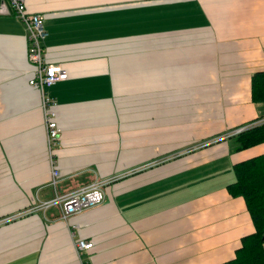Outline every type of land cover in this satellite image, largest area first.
Wrapping results in <instances>:
<instances>
[{
	"label": "crops",
	"instance_id": "obj_1",
	"mask_svg": "<svg viewBox=\"0 0 264 264\" xmlns=\"http://www.w3.org/2000/svg\"><path fill=\"white\" fill-rule=\"evenodd\" d=\"M69 76L45 91L63 127L59 192L115 177L65 220L17 215L55 194L24 22L0 13V264H220L255 230L228 184L264 152L224 136L264 121V0H27ZM15 216L14 218H9ZM76 225V226H74ZM77 238L94 242L79 254Z\"/></svg>",
	"mask_w": 264,
	"mask_h": 264
},
{
	"label": "built area",
	"instance_id": "obj_2",
	"mask_svg": "<svg viewBox=\"0 0 264 264\" xmlns=\"http://www.w3.org/2000/svg\"><path fill=\"white\" fill-rule=\"evenodd\" d=\"M0 13H14L25 24L28 36V55L34 67V75L30 83L38 87L42 93V107L44 111L47 140L50 148L51 159V181L55 188V194L47 199L39 200L37 203L24 209L17 215L34 212L39 209H47L54 205L61 208V216L65 220L76 213L102 203L106 197L105 186L114 179L96 178L91 183L67 192H59L58 183L61 177V170L58 160L53 156V145L58 143L62 135L63 127L58 120L56 100L45 91V86L52 85L69 76L68 70L58 61H49L46 56V46L43 41L48 34L43 15L29 9L27 0H0ZM243 125L224 135H232L247 128ZM15 216L8 217L14 218ZM76 226V225H74ZM94 242L85 238H77L75 247L79 254L91 249Z\"/></svg>",
	"mask_w": 264,
	"mask_h": 264
},
{
	"label": "trees",
	"instance_id": "obj_3",
	"mask_svg": "<svg viewBox=\"0 0 264 264\" xmlns=\"http://www.w3.org/2000/svg\"><path fill=\"white\" fill-rule=\"evenodd\" d=\"M252 98L264 100V69L252 76ZM232 136H235L237 149L263 142L264 121L251 122ZM234 170L236 180L229 183L228 188L232 194L245 197L255 230L242 237L234 257L220 264H264V152L236 162Z\"/></svg>",
	"mask_w": 264,
	"mask_h": 264
}]
</instances>
